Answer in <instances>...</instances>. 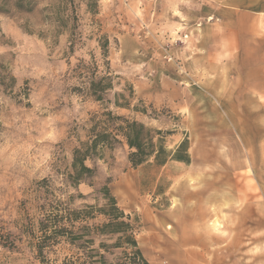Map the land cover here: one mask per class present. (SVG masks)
<instances>
[{
	"label": "rangeland",
	"instance_id": "1",
	"mask_svg": "<svg viewBox=\"0 0 264 264\" xmlns=\"http://www.w3.org/2000/svg\"><path fill=\"white\" fill-rule=\"evenodd\" d=\"M89 1L0 0V264H42L23 231L42 179L76 192L63 174L101 106L72 90V68L103 62V32L109 97L132 85L139 109L116 112L166 131L171 150L187 139L190 160L135 167L117 143L87 161L73 205H102L108 185L150 264H264V0H95L96 15ZM246 9L256 32L231 36L225 20Z\"/></svg>",
	"mask_w": 264,
	"mask_h": 264
},
{
	"label": "trees",
	"instance_id": "2",
	"mask_svg": "<svg viewBox=\"0 0 264 264\" xmlns=\"http://www.w3.org/2000/svg\"><path fill=\"white\" fill-rule=\"evenodd\" d=\"M87 6L93 14L99 13L95 0H90ZM96 40L103 62L98 63L92 54L90 61L83 60L72 68V76L79 80L72 90L101 106L100 111L91 113L87 140L78 139L72 162L63 174L66 185L76 192L64 198L63 192L57 193V189L51 187V179H42L37 188L44 194L43 201L36 207L39 218L35 221V217L29 215L26 229H23L42 264H150L137 240L138 216L120 207L108 185L100 190L102 205L97 202L73 205L77 198L87 197L79 191L81 183L91 185L93 181L95 168L87 161L102 156L107 147L122 142L130 147L129 158L135 167L152 158L158 164H165L170 158L187 163L190 160L187 139L171 150L163 137L166 131L153 129L143 121L116 112L115 109L121 108L139 110L131 108L130 100L135 97V91L130 85L128 93L120 91L109 97L119 75L111 67L109 35L103 32ZM59 249L62 256L49 257Z\"/></svg>",
	"mask_w": 264,
	"mask_h": 264
},
{
	"label": "crops",
	"instance_id": "3",
	"mask_svg": "<svg viewBox=\"0 0 264 264\" xmlns=\"http://www.w3.org/2000/svg\"><path fill=\"white\" fill-rule=\"evenodd\" d=\"M252 5V4H251ZM250 5V7H251ZM236 17H231L228 20H225V30L231 35H241L242 37L247 36L245 33H254L257 30L256 24L252 19H257L255 15H251L250 10L243 11V18L235 13Z\"/></svg>",
	"mask_w": 264,
	"mask_h": 264
}]
</instances>
